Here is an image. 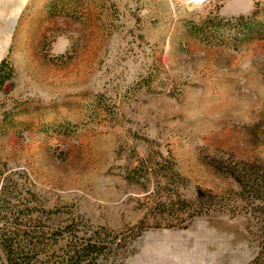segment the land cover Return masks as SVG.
I'll return each mask as SVG.
<instances>
[{
    "label": "rangeland",
    "instance_id": "rangeland-1",
    "mask_svg": "<svg viewBox=\"0 0 264 264\" xmlns=\"http://www.w3.org/2000/svg\"><path fill=\"white\" fill-rule=\"evenodd\" d=\"M253 11L0 0V229L37 247L23 257L61 264L89 239L82 264L250 262L230 167L264 166V39L223 24Z\"/></svg>",
    "mask_w": 264,
    "mask_h": 264
},
{
    "label": "trees",
    "instance_id": "trees-1",
    "mask_svg": "<svg viewBox=\"0 0 264 264\" xmlns=\"http://www.w3.org/2000/svg\"><path fill=\"white\" fill-rule=\"evenodd\" d=\"M257 13L253 11L251 15L239 16L223 24L225 31L234 36L236 40L264 39V21L256 19ZM217 24L203 26L200 29L201 35L207 31L209 33H218L222 27ZM5 60L0 64V89L3 87L1 76L5 66ZM230 171L235 175L240 183L241 198L243 209L246 216L245 229L250 238L257 247V254L248 264H264V166L244 165L242 167L233 165ZM206 205V202H202ZM4 212V210H3ZM17 219V218H16ZM24 234L18 228L7 230L0 229V264H36L32 257H23L25 250L33 252L37 247L33 243H25ZM93 238V237H92ZM81 248L74 247L69 257H65L61 264H82L83 262L97 257L93 256L96 242L85 240ZM77 245V246H79Z\"/></svg>",
    "mask_w": 264,
    "mask_h": 264
}]
</instances>
